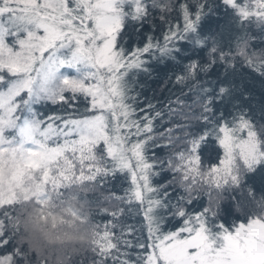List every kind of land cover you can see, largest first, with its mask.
<instances>
[{
	"label": "snow or ice",
	"instance_id": "1",
	"mask_svg": "<svg viewBox=\"0 0 264 264\" xmlns=\"http://www.w3.org/2000/svg\"><path fill=\"white\" fill-rule=\"evenodd\" d=\"M0 264H264V0H0Z\"/></svg>",
	"mask_w": 264,
	"mask_h": 264
}]
</instances>
